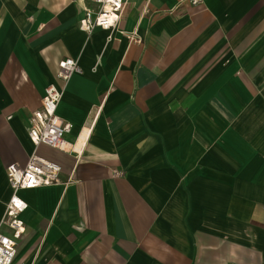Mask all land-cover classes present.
I'll use <instances>...</instances> for the list:
<instances>
[{"label":"crops","instance_id":"crops-1","mask_svg":"<svg viewBox=\"0 0 264 264\" xmlns=\"http://www.w3.org/2000/svg\"><path fill=\"white\" fill-rule=\"evenodd\" d=\"M82 16L0 0V230L7 166L35 152L62 168L19 191L12 264H264V0H129L90 35ZM50 84L62 148L29 136Z\"/></svg>","mask_w":264,"mask_h":264},{"label":"built area","instance_id":"built-area-1","mask_svg":"<svg viewBox=\"0 0 264 264\" xmlns=\"http://www.w3.org/2000/svg\"><path fill=\"white\" fill-rule=\"evenodd\" d=\"M202 0H191L193 4ZM82 4L83 16L79 28L87 34L97 28L116 30L125 17L129 0H75ZM81 71L79 63L73 58H65L59 63L58 78L68 82L75 73ZM63 89L56 84H50L45 89L40 109L32 112L30 118L29 136L37 146L46 144L54 148H62L65 135L71 132L72 124L64 122L58 114V106L63 97ZM61 166L53 161L38 156L35 152L28 163L22 166L13 163L7 166V178L12 188V195L6 204L1 227H7L12 232L0 230V264H12L17 253V241L25 233V224L21 218L27 209V202L19 195L23 189L50 186L61 183ZM115 175H121L116 171Z\"/></svg>","mask_w":264,"mask_h":264},{"label":"rangeland","instance_id":"rangeland-1","mask_svg":"<svg viewBox=\"0 0 264 264\" xmlns=\"http://www.w3.org/2000/svg\"><path fill=\"white\" fill-rule=\"evenodd\" d=\"M46 89V88H45Z\"/></svg>","mask_w":264,"mask_h":264}]
</instances>
